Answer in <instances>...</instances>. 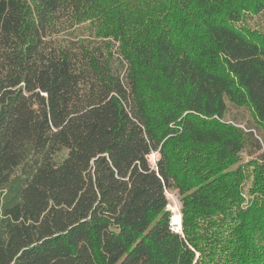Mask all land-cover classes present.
<instances>
[{
	"label": "trees",
	"instance_id": "trees-1",
	"mask_svg": "<svg viewBox=\"0 0 264 264\" xmlns=\"http://www.w3.org/2000/svg\"><path fill=\"white\" fill-rule=\"evenodd\" d=\"M255 15L264 0H0V264H264Z\"/></svg>",
	"mask_w": 264,
	"mask_h": 264
},
{
	"label": "rangeland",
	"instance_id": "rangeland-1",
	"mask_svg": "<svg viewBox=\"0 0 264 264\" xmlns=\"http://www.w3.org/2000/svg\"><path fill=\"white\" fill-rule=\"evenodd\" d=\"M247 22L253 27H259V28L264 30V15H255V16H252V17H248L247 18ZM231 113H232L231 116H233L235 118L239 117V116H242V118L240 119L239 122H240V124H245V125L247 123H251L252 116L254 114V112H251V113L245 112V114L242 115V112L239 111V109H237V108H233ZM208 147H206V148H208ZM202 153H203V151L199 152L198 154H196L194 156V158L198 157ZM164 192H165L166 198H167V208L171 212V218H172V215H173L172 223L175 226V228L180 229L181 226L177 222V218L180 216V211H179L180 210V202L178 200L177 191L165 188ZM176 205L178 206L179 210H177L175 208Z\"/></svg>",
	"mask_w": 264,
	"mask_h": 264
},
{
	"label": "built area",
	"instance_id": "built-area-1",
	"mask_svg": "<svg viewBox=\"0 0 264 264\" xmlns=\"http://www.w3.org/2000/svg\"><path fill=\"white\" fill-rule=\"evenodd\" d=\"M156 156H157V153H156L155 151L152 152V153L150 154V161H151L152 163L155 162ZM175 208H176L177 210H179V208H178L177 205L175 206ZM179 211H180V210H179ZM169 225H170V227H171L172 230L179 232V229H178V228H175V226L173 225V223H172V218H171V220H170ZM180 231H181V230H180Z\"/></svg>",
	"mask_w": 264,
	"mask_h": 264
},
{
	"label": "water",
	"instance_id": "water-1",
	"mask_svg": "<svg viewBox=\"0 0 264 264\" xmlns=\"http://www.w3.org/2000/svg\"><path fill=\"white\" fill-rule=\"evenodd\" d=\"M180 226H181V224H180ZM180 230H181V227H180Z\"/></svg>",
	"mask_w": 264,
	"mask_h": 264
}]
</instances>
